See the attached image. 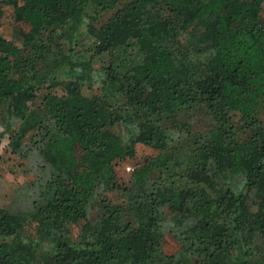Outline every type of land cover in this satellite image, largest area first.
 <instances>
[{
    "label": "trees",
    "instance_id": "trees-1",
    "mask_svg": "<svg viewBox=\"0 0 264 264\" xmlns=\"http://www.w3.org/2000/svg\"><path fill=\"white\" fill-rule=\"evenodd\" d=\"M5 6L0 264H264V0Z\"/></svg>",
    "mask_w": 264,
    "mask_h": 264
},
{
    "label": "rangeland",
    "instance_id": "rangeland-1",
    "mask_svg": "<svg viewBox=\"0 0 264 264\" xmlns=\"http://www.w3.org/2000/svg\"><path fill=\"white\" fill-rule=\"evenodd\" d=\"M13 21L11 17V7L5 6L3 10V15L0 17V35L7 39L13 40L12 30H13ZM57 93H60L57 90ZM82 93L85 96H92L96 92L94 88L92 89H82ZM202 115L197 113L194 117L195 124L202 126ZM261 120L264 123V115H260ZM196 127L195 125H192ZM184 141H179L175 147L173 148L177 152H183L184 148ZM155 153L154 150L150 149L141 144H136L135 146V156L130 159H125L123 161H118L115 166L116 177L118 183H127L129 180V175L131 169L138 166L145 157L151 156ZM129 167V170L126 169ZM30 176H24L20 174L19 168L17 167L16 160L14 158H9L7 154L2 153L0 149V207L5 205L9 200L12 199L14 195V189L17 185L22 183L23 181L29 179ZM32 227H29V230ZM77 230L76 227L70 228L71 236L74 237ZM177 247V246H176ZM175 249V246L172 243H168L165 247V252L172 253Z\"/></svg>",
    "mask_w": 264,
    "mask_h": 264
},
{
    "label": "crops",
    "instance_id": "crops-1",
    "mask_svg": "<svg viewBox=\"0 0 264 264\" xmlns=\"http://www.w3.org/2000/svg\"><path fill=\"white\" fill-rule=\"evenodd\" d=\"M5 144H6V141H2L1 144H0V149H2Z\"/></svg>",
    "mask_w": 264,
    "mask_h": 264
},
{
    "label": "built area",
    "instance_id": "built-area-1",
    "mask_svg": "<svg viewBox=\"0 0 264 264\" xmlns=\"http://www.w3.org/2000/svg\"><path fill=\"white\" fill-rule=\"evenodd\" d=\"M127 170H129V167H126Z\"/></svg>",
    "mask_w": 264,
    "mask_h": 264
}]
</instances>
